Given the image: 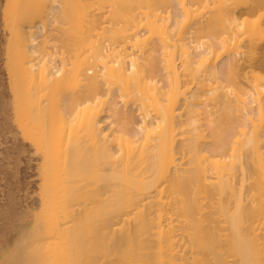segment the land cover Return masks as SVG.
Listing matches in <instances>:
<instances>
[{
    "label": "bare ground",
    "instance_id": "6f19581e",
    "mask_svg": "<svg viewBox=\"0 0 264 264\" xmlns=\"http://www.w3.org/2000/svg\"><path fill=\"white\" fill-rule=\"evenodd\" d=\"M7 3L14 117L39 182L32 229L1 264H264V74L241 64L255 55L264 69V0L245 11L237 0ZM196 3L211 13L197 27ZM105 4L112 44L88 42L95 62L50 52V37L89 39L92 6ZM142 31L161 44L165 92L117 49L121 39L141 52ZM115 91L140 112L133 135ZM219 110L227 124L243 111L236 131L218 133Z\"/></svg>",
    "mask_w": 264,
    "mask_h": 264
},
{
    "label": "rangeland",
    "instance_id": "374dc122",
    "mask_svg": "<svg viewBox=\"0 0 264 264\" xmlns=\"http://www.w3.org/2000/svg\"><path fill=\"white\" fill-rule=\"evenodd\" d=\"M150 2L152 4V1ZM237 2L245 5V7L240 8L241 10L245 11L248 9L247 5L250 3V0H237ZM82 4H85L84 1L82 2ZM198 4L199 3L194 4L191 8L192 11L194 10L191 16L194 15V17L196 18H194L196 25L195 27H197V24L201 25L206 22L211 15L210 9L208 10V7H205L204 4ZM7 6V0H0V257L4 255V258L7 257L6 254L10 253V251L15 250V245H19V241L27 234L28 231V233H30L32 229H30L29 227L32 226L30 225V223H33V218L37 212V185L39 182L37 170L39 164V154L38 152H36V149H34L29 141L22 138L19 130L17 129L14 117L13 95L11 93V84L9 82V73L7 67L8 31L6 28L5 15L8 8ZM154 6V8L156 9L157 6ZM91 10H93L91 13L97 18L98 24L95 26V28H92L91 31L88 32V34L90 35L89 39L82 40V42L78 45L60 47L61 44L58 35L50 37L48 39L50 40L49 43L55 44L56 46V49L50 47V52L53 51L58 53L60 52V50H63L66 52V54H71L74 52V50L79 48V51H81L82 53L81 58L90 57V59L88 60L89 62L93 59V57H91L90 50H88V42L98 40L101 44L103 43L102 45H104V47H110L109 45L112 44V35L107 33V30L109 29V27H111L112 23L111 19L109 18L110 13L108 12V7H106L105 4L103 5L102 9H97V5H93ZM168 11H171V15L174 14L172 7H169L166 10L165 7H162L158 9L157 13L155 14L160 15V17L164 18V16L166 17V13ZM134 14H136V12ZM171 15L169 14L170 18ZM253 15H249L248 17H250V19H254L256 15L254 16V18ZM141 17L143 18V16L139 15L140 19H142ZM133 30L134 29L128 30L125 34H130L133 32ZM140 33H143V39L145 41V46H143L141 52L136 50L137 48H133L132 46H130L135 42H127L121 39L118 41L117 49L126 47L123 51L125 55L130 56L131 54L135 59L137 57V59H139V62L142 61L141 63H146V66H149L150 70L152 69L151 74L148 75V78H151L152 81L154 80L153 84L156 83L155 86L162 88V92H165L167 79L164 71L161 68V61L163 59L161 44L155 36H152L149 33H145V31H142ZM128 37L129 40H132L131 35ZM106 43L107 45H105ZM261 45L264 48V42ZM245 46L246 44L242 45V50H246ZM259 49L262 51L261 47ZM258 50L257 52H260V50ZM128 58L130 57H121V62L123 61V66H125V69L126 64L128 66L129 63ZM110 60L119 61L120 58L116 59L115 56L110 55ZM92 61L95 62V59H93ZM241 64H243L242 66L244 67L251 65L254 67V69H256V71L258 70L260 74H264V69H260L261 65L259 63V60L256 59L255 55L254 58L250 61H248L247 58H243V62H241ZM157 67L158 69H156ZM87 68L89 69V67H84V69ZM90 70L93 72V74L97 72L92 68ZM117 97L118 93L115 91L112 94L111 101L116 100L114 102H116V104L118 103L116 105L117 111L124 112L127 122L125 128L126 130H128V133L133 135L134 131L137 129L136 127H138L141 123V116L138 115L140 112L138 113L135 105H130L132 104V101L127 104V108H123V105L117 102ZM67 101L68 100H65V102ZM65 102L64 104H67ZM221 111L222 110H219L215 115V119L218 120V133L221 130L225 129H228L229 133H232L233 130L236 131L238 124L242 122L243 111H240L239 113H230L229 117L234 121L231 124L225 123L224 118H221ZM254 119L255 122H258V118ZM23 240L21 241L23 242ZM20 244L22 245V243ZM1 263L2 262H0V264Z\"/></svg>",
    "mask_w": 264,
    "mask_h": 264
}]
</instances>
